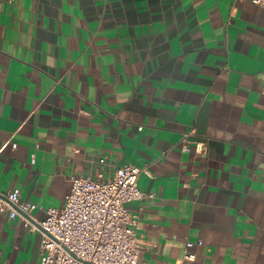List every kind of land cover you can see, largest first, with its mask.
<instances>
[{"label":"crops","instance_id":"crops-1","mask_svg":"<svg viewBox=\"0 0 264 264\" xmlns=\"http://www.w3.org/2000/svg\"><path fill=\"white\" fill-rule=\"evenodd\" d=\"M122 164L146 171L136 264H264L263 7L0 0V193L35 225L71 176ZM39 243L0 214V264H39Z\"/></svg>","mask_w":264,"mask_h":264},{"label":"built area","instance_id":"built-area-1","mask_svg":"<svg viewBox=\"0 0 264 264\" xmlns=\"http://www.w3.org/2000/svg\"><path fill=\"white\" fill-rule=\"evenodd\" d=\"M251 3L264 8V0ZM95 163L105 161L98 158ZM142 173L144 168L122 164L106 179L71 176L62 206L42 209L45 217L35 225L30 218L37 205L22 200L19 189L13 188L0 193V214L20 217L30 232H39V264H136L138 218L126 204L145 196L137 183ZM183 259L193 260L194 255L186 252Z\"/></svg>","mask_w":264,"mask_h":264}]
</instances>
